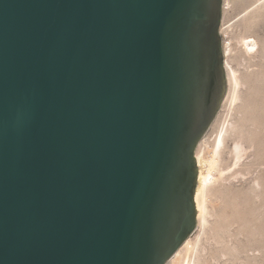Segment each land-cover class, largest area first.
<instances>
[{"label": "water", "instance_id": "water-1", "mask_svg": "<svg viewBox=\"0 0 264 264\" xmlns=\"http://www.w3.org/2000/svg\"><path fill=\"white\" fill-rule=\"evenodd\" d=\"M223 0H0V264H164L227 87Z\"/></svg>", "mask_w": 264, "mask_h": 264}, {"label": "rangeland", "instance_id": "rangeland-1", "mask_svg": "<svg viewBox=\"0 0 264 264\" xmlns=\"http://www.w3.org/2000/svg\"><path fill=\"white\" fill-rule=\"evenodd\" d=\"M220 27L224 64L226 60L240 77L239 95L231 100L227 80L223 101L207 130L211 145L216 130L227 127L219 156L226 178L208 187L206 225L199 230L196 225L191 233L197 247L192 261L264 264V0H224V8L222 1ZM241 34L256 40L252 51H245L238 41ZM236 138L243 150L234 164Z\"/></svg>", "mask_w": 264, "mask_h": 264}, {"label": "bare ground", "instance_id": "bare-ground-1", "mask_svg": "<svg viewBox=\"0 0 264 264\" xmlns=\"http://www.w3.org/2000/svg\"><path fill=\"white\" fill-rule=\"evenodd\" d=\"M223 8H224V0H223ZM221 28L222 27H220V32L222 35ZM222 40H223L222 46L224 51L226 45L223 37ZM238 41L241 43L245 51H252L254 49V46L257 44L256 40L248 34H241L238 38ZM227 64L228 63L225 60L224 67L226 70L227 80L229 84L228 93H230L231 100L234 101L235 99L238 98L239 95L237 88L238 85L240 84V79H239L240 77H238V75L235 73V71L232 68L230 67L228 68ZM208 131L205 132V134L199 140L195 149V157L198 168L197 183L194 192L197 229L203 226L207 221L206 214L208 211L206 209V200H207L208 187L212 185L214 182L218 181L219 183V181L226 178L224 171L225 168H223V166L220 167L219 165V156L221 151L220 149L224 145L225 133L228 132L227 127H221L220 129L216 130L211 145H209L207 139L209 135ZM239 139L240 138H236V140L234 141V146L232 148L234 164H236L242 156L243 148ZM202 144L205 145V147L202 150H200V145ZM192 235L190 234L189 236L186 237V239L173 252V254L164 264H194V262L192 261L193 260L192 254L194 253L196 247V238H193ZM196 256L194 258L198 261Z\"/></svg>", "mask_w": 264, "mask_h": 264}]
</instances>
